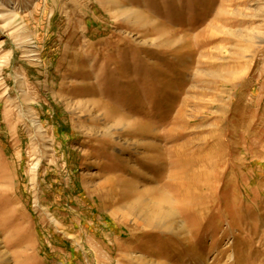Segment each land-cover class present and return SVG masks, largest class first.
<instances>
[{
    "label": "rangeland",
    "instance_id": "374dc122",
    "mask_svg": "<svg viewBox=\"0 0 264 264\" xmlns=\"http://www.w3.org/2000/svg\"><path fill=\"white\" fill-rule=\"evenodd\" d=\"M0 264H264V0H0Z\"/></svg>",
    "mask_w": 264,
    "mask_h": 264
},
{
    "label": "bare ground",
    "instance_id": "6f19581e",
    "mask_svg": "<svg viewBox=\"0 0 264 264\" xmlns=\"http://www.w3.org/2000/svg\"><path fill=\"white\" fill-rule=\"evenodd\" d=\"M125 166L127 167V165H125ZM127 169H128V168H127ZM159 204H160V203H159ZM163 206H164V205H163ZM158 209H159V208H158ZM163 209H164V208H163ZM147 216H148V215H147ZM147 216H146V217H147ZM149 216H150V214H149ZM152 217H153V216H152ZM151 220H152V219H151Z\"/></svg>",
    "mask_w": 264,
    "mask_h": 264
}]
</instances>
